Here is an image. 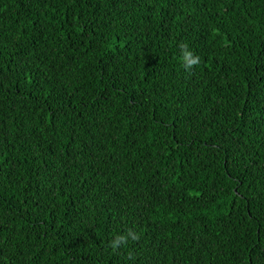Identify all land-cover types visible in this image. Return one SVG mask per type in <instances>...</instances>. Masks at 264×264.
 Instances as JSON below:
<instances>
[{
    "label": "trees",
    "instance_id": "obj_1",
    "mask_svg": "<svg viewBox=\"0 0 264 264\" xmlns=\"http://www.w3.org/2000/svg\"><path fill=\"white\" fill-rule=\"evenodd\" d=\"M0 264H264V0H0Z\"/></svg>",
    "mask_w": 264,
    "mask_h": 264
},
{
    "label": "clouds",
    "instance_id": "obj_2",
    "mask_svg": "<svg viewBox=\"0 0 264 264\" xmlns=\"http://www.w3.org/2000/svg\"><path fill=\"white\" fill-rule=\"evenodd\" d=\"M185 55L192 56L191 53H186ZM198 62V58L195 57H193L191 60L186 59L185 66L186 68H192ZM129 236H132L133 239H139V237L135 233H129L127 235L117 234L111 242V247L113 249H119L122 245H126L128 243Z\"/></svg>",
    "mask_w": 264,
    "mask_h": 264
}]
</instances>
